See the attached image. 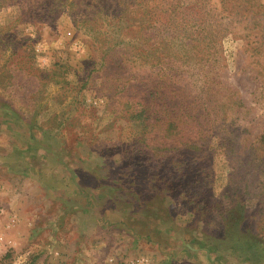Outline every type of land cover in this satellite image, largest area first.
<instances>
[{
  "label": "rangeland",
  "instance_id": "rangeland-1",
  "mask_svg": "<svg viewBox=\"0 0 264 264\" xmlns=\"http://www.w3.org/2000/svg\"><path fill=\"white\" fill-rule=\"evenodd\" d=\"M139 258L264 264V0H0V264Z\"/></svg>",
  "mask_w": 264,
  "mask_h": 264
},
{
  "label": "built area",
  "instance_id": "built-area-1",
  "mask_svg": "<svg viewBox=\"0 0 264 264\" xmlns=\"http://www.w3.org/2000/svg\"><path fill=\"white\" fill-rule=\"evenodd\" d=\"M126 264H153V263L147 258H139V259L130 260Z\"/></svg>",
  "mask_w": 264,
  "mask_h": 264
},
{
  "label": "crops",
  "instance_id": "crops-1",
  "mask_svg": "<svg viewBox=\"0 0 264 264\" xmlns=\"http://www.w3.org/2000/svg\"><path fill=\"white\" fill-rule=\"evenodd\" d=\"M23 195H28V194H27V193H25V194H23ZM28 196H29V195H28ZM28 196H27V197H28ZM28 198H29V197H28ZM19 219H20V218H19Z\"/></svg>",
  "mask_w": 264,
  "mask_h": 264
}]
</instances>
